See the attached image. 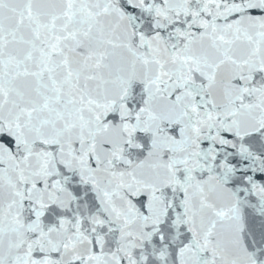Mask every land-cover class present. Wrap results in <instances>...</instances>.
Listing matches in <instances>:
<instances>
[{"label": "snow or ice", "instance_id": "1", "mask_svg": "<svg viewBox=\"0 0 264 264\" xmlns=\"http://www.w3.org/2000/svg\"><path fill=\"white\" fill-rule=\"evenodd\" d=\"M0 264H264V0H0Z\"/></svg>", "mask_w": 264, "mask_h": 264}]
</instances>
